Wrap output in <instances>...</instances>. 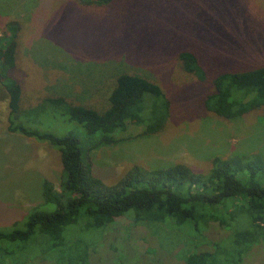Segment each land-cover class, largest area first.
<instances>
[{
    "label": "rangeland",
    "instance_id": "1",
    "mask_svg": "<svg viewBox=\"0 0 264 264\" xmlns=\"http://www.w3.org/2000/svg\"><path fill=\"white\" fill-rule=\"evenodd\" d=\"M87 2L0 0V44L7 45L16 35L10 75L21 86L22 108L63 97L103 112L115 79L127 73L160 86L170 102L169 119L156 134L144 136L140 127L131 125L117 134L114 144L94 149L95 137L59 111L37 113L31 128L57 136L76 134L93 172L107 184L135 166L157 169L180 163L205 174L215 157H264V108L226 120L204 107L214 76L264 66V0ZM184 50L197 56L205 81L183 71L178 53ZM7 115L8 98L0 85L2 230L22 223L35 208L49 210L42 181L59 190L62 180L59 152L46 142L9 133ZM134 214L127 211L104 230H87L79 218L64 229L63 237L70 245L84 241L90 246L89 264H185L176 256L189 241L183 228L149 231L134 224ZM206 235L217 241L228 232L212 223ZM13 247L17 264L26 257H44L53 264L62 260L60 250L39 234ZM218 259L233 264L237 255L231 249ZM4 261L0 257V264ZM242 264H264V244L253 247Z\"/></svg>",
    "mask_w": 264,
    "mask_h": 264
},
{
    "label": "trees",
    "instance_id": "2",
    "mask_svg": "<svg viewBox=\"0 0 264 264\" xmlns=\"http://www.w3.org/2000/svg\"><path fill=\"white\" fill-rule=\"evenodd\" d=\"M87 1L99 5L112 2ZM15 38L12 34L7 45L0 44V85L8 98L7 131L56 149L62 180L59 190L50 181H42L44 205L49 210L35 208L22 223L0 229L1 263L17 264V248L13 245L27 243L39 234L52 249L60 250L62 260L55 259V264H89L90 246L84 241L68 244L64 229L82 218L85 229L104 230L129 210L135 212L134 224L149 231L154 227L183 228L189 241L180 245L183 253L176 256L185 264H221L219 255L231 249L237 255L233 264H242L253 247L264 244L263 156L215 157L205 174L180 163L157 169L135 166L116 183L107 184L93 172L76 134L57 136L31 128L37 121L36 114L59 111L86 135L95 137L90 148L94 149L114 144L117 134L131 125L140 127L144 136L160 132L170 116L167 96L156 83L122 73L115 79L108 108L103 112L73 105L63 97H47L33 107L22 108L21 86L10 75L15 65ZM178 59L184 72L199 81L206 80L193 52L181 51ZM211 85L204 107L218 117L235 120L264 108V66L221 72L211 79ZM212 223L228 235L209 240L206 231ZM45 260L26 257L20 264H53Z\"/></svg>",
    "mask_w": 264,
    "mask_h": 264
}]
</instances>
